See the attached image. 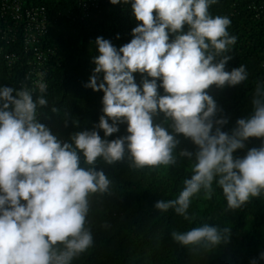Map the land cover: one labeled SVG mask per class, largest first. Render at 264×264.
<instances>
[{
    "label": "clouds",
    "instance_id": "9594fccd",
    "mask_svg": "<svg viewBox=\"0 0 264 264\" xmlns=\"http://www.w3.org/2000/svg\"><path fill=\"white\" fill-rule=\"evenodd\" d=\"M109 2L128 5L138 23L120 47L95 38L94 68L84 87L103 92V114L91 129L62 141L39 119L38 109L48 104L43 95L34 98L27 88L0 85V264H72L92 247L89 196L109 193L112 183L97 168L98 159L113 165L127 158L131 167L143 169L176 166L187 158L191 175L182 190L153 208L172 209L188 221L192 198L203 193L211 199L214 182L227 210L264 196V85L256 86L252 112L230 131H222L228 118L218 116L223 109L206 91L248 78L244 64L226 70L237 36L228 31V16L210 13L217 0ZM38 88L47 91L42 82ZM121 124L126 134L108 139ZM179 134L197 146L195 153L177 151ZM253 137L259 146L234 156ZM230 233L227 226L203 223L170 235L196 251L228 243ZM262 260L264 251L249 264Z\"/></svg>",
    "mask_w": 264,
    "mask_h": 264
},
{
    "label": "trees",
    "instance_id": "16d2710c",
    "mask_svg": "<svg viewBox=\"0 0 264 264\" xmlns=\"http://www.w3.org/2000/svg\"><path fill=\"white\" fill-rule=\"evenodd\" d=\"M260 1L217 0L209 8L214 16H228L231 19L228 31L237 36L226 70L244 64L248 72L247 80L239 85L223 88L212 85L206 90L223 109L218 116L228 118L222 131H230L238 118L252 112L256 86L264 85V14L259 16L253 9ZM26 3L45 5L52 19L46 42L58 54L47 91L33 96L43 95L47 99V107L38 109L39 119L66 141L74 132L91 129L103 114V92L84 87L94 68L91 57L97 54L95 38L103 36L120 47L131 39V29L138 22L131 16L128 5H112L109 0H102L100 7L93 8L84 19L68 16L70 11L78 12L76 0H26ZM0 47H3L0 85L25 88V59L20 55L9 65L5 49L14 51L15 47L1 42ZM134 75L139 83L140 74ZM52 108L57 111L52 112ZM155 120L162 121L163 115ZM119 127L120 131L108 139L126 134V124ZM98 131L103 136V131ZM178 139L177 151L185 148L195 153L197 146L190 139L182 134ZM259 144V138H250L246 147L236 150L234 156L242 157L248 148ZM97 168L103 169L111 180L110 192L89 196L86 226L93 235V245L75 257L72 264H249L251 258L264 251V196L252 198L240 209L227 210L222 189L214 182L211 199H205L203 193L192 198L188 221L172 209L161 212L153 208L155 201L174 199L182 190L183 180L191 175V162L187 158H180L176 166L143 169L131 167L127 158L113 165L98 159ZM203 223L229 227V242L216 249L193 251L170 235L172 231H185ZM259 264H264V260Z\"/></svg>",
    "mask_w": 264,
    "mask_h": 264
},
{
    "label": "built area",
    "instance_id": "2783aa9c",
    "mask_svg": "<svg viewBox=\"0 0 264 264\" xmlns=\"http://www.w3.org/2000/svg\"><path fill=\"white\" fill-rule=\"evenodd\" d=\"M78 12L70 11L68 16L84 19L93 8H99L102 0H76ZM259 16L264 14V0L253 5ZM52 23L45 5L27 4L26 0H0V42L14 51L5 49V58L13 65L19 56L27 64L24 87L32 94L39 91L38 84L48 86L52 66L55 65L58 51L46 42ZM3 47H0L2 53Z\"/></svg>",
    "mask_w": 264,
    "mask_h": 264
}]
</instances>
